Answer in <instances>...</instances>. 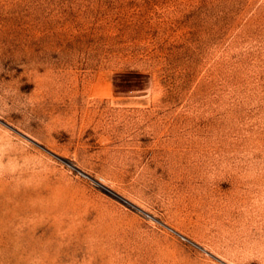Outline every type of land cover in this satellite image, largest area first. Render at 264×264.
<instances>
[{"label": "rangeland", "instance_id": "obj_1", "mask_svg": "<svg viewBox=\"0 0 264 264\" xmlns=\"http://www.w3.org/2000/svg\"><path fill=\"white\" fill-rule=\"evenodd\" d=\"M0 264H264V0H0Z\"/></svg>", "mask_w": 264, "mask_h": 264}, {"label": "bare ground", "instance_id": "obj_2", "mask_svg": "<svg viewBox=\"0 0 264 264\" xmlns=\"http://www.w3.org/2000/svg\"><path fill=\"white\" fill-rule=\"evenodd\" d=\"M72 165H73V164H72ZM104 187H105V189H106L108 192H110L111 194L117 196L118 198H120V199H122V200H124V201H126V202H129L126 198H124L123 196H121L120 194H118L117 192H115L114 190H112L110 187H108V186H104Z\"/></svg>", "mask_w": 264, "mask_h": 264}]
</instances>
